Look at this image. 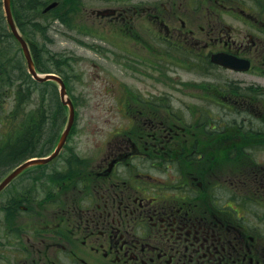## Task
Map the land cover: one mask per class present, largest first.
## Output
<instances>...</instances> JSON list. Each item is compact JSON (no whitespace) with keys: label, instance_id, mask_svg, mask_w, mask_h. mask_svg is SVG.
Instances as JSON below:
<instances>
[{"label":"flooded vegetation","instance_id":"af4514ba","mask_svg":"<svg viewBox=\"0 0 264 264\" xmlns=\"http://www.w3.org/2000/svg\"><path fill=\"white\" fill-rule=\"evenodd\" d=\"M98 5L127 62L142 65L163 41L188 76L174 67L162 79L149 60L140 91L112 83L105 138L77 150L75 119L58 154L2 187L0 264H264V0ZM232 58L238 67L220 61ZM20 99L27 112L0 114V184L52 153L67 123L57 99L43 113Z\"/></svg>","mask_w":264,"mask_h":264},{"label":"rangeland","instance_id":"374dc122","mask_svg":"<svg viewBox=\"0 0 264 264\" xmlns=\"http://www.w3.org/2000/svg\"><path fill=\"white\" fill-rule=\"evenodd\" d=\"M106 1L108 0H80L86 5L81 9L74 0H70L69 4L60 6L49 16L41 14L44 2L39 4L33 18L39 30L36 38L39 46L43 45L44 48L41 51L49 54L48 61L53 62L67 75L69 94L73 97L77 109L73 144L78 146L77 150L84 153L108 135L112 114L109 103L111 97L118 92L116 90L113 92V82L116 85L125 82L127 87L140 91L143 84L138 81L149 80L147 77V73L151 71L149 60L153 59H156L155 65L162 79H166L165 72L169 75L168 70H173L174 67L178 70V77L188 76V73H182L180 68L169 62L162 53L166 52L163 41L161 51L149 57L145 56L148 59L141 57L142 65L127 62L122 51L124 49L122 38L120 39L117 33L106 34L107 32L102 30L101 22L98 21L101 18H97L92 11L99 7L98 4ZM70 8H73L72 12H69ZM4 13L3 1L0 0V17H4ZM4 23L6 24V21ZM1 25L4 26L3 23ZM143 27L147 25L143 24L140 27L145 34L148 28ZM146 38L153 41L151 35ZM180 54L182 52L177 50L176 55ZM22 60L25 64V59ZM125 63H129L130 66ZM119 91L122 92V85ZM114 118L120 117L117 114ZM100 128H104L103 131H100Z\"/></svg>","mask_w":264,"mask_h":264},{"label":"trees","instance_id":"16d2710c","mask_svg":"<svg viewBox=\"0 0 264 264\" xmlns=\"http://www.w3.org/2000/svg\"><path fill=\"white\" fill-rule=\"evenodd\" d=\"M14 4H15V12H16V16L18 17V23L20 25V27L23 29L24 33L28 36V41L30 43L31 46V50L34 54L35 57V61L37 64V68L40 69L41 71H49L50 69H58L57 66H54L55 64L53 62H48V58L45 55L43 50V45L39 46V42L36 38L37 36V31H39L37 29V22H35L34 20L32 21L30 19V23L26 22V20H28L29 16L32 15L33 18L37 13V7L39 6L40 3H44L45 0H13ZM2 32L4 33L6 32V29L4 26L1 27ZM6 35L10 36L9 38V42L12 43V46L10 47L9 45H7V49L5 48V37L2 38L1 41V50L3 51L1 54V65H0V81H2V83H0V87L4 86L3 84H7L9 86H12L15 82H20L17 85V93H18V97L16 98V105L19 108L20 107V97L23 96V91L25 93V91L27 92V89L30 87L31 83H32V89H38L40 96L42 95H48L50 97H54L57 96V91L55 89L54 86H52V84H41L36 82L34 79L31 78L30 74L27 72L26 66L23 63V58L21 57V55L12 50L15 49L14 45V39L12 38V36L10 35V33L7 31ZM45 40V39H44ZM47 59H46V58ZM53 65V66H51ZM31 82V83H30ZM44 87H46V89H44ZM48 91V93H46ZM25 95V94H24ZM1 102V101H0ZM51 129V127L49 126H39L37 129H35V132L38 131V133L34 132V136L33 139L34 140H30L27 142V144H33L31 145L32 147H30L28 149L27 152H32L33 151V146L36 147V149H34V152L37 151L38 149V145L41 143V139L44 137L43 134V130H48ZM26 154V152H23L21 155ZM3 157H5L3 155Z\"/></svg>","mask_w":264,"mask_h":264},{"label":"water","instance_id":"95a60500","mask_svg":"<svg viewBox=\"0 0 264 264\" xmlns=\"http://www.w3.org/2000/svg\"><path fill=\"white\" fill-rule=\"evenodd\" d=\"M55 4H56L55 2L52 3L51 5L48 6V8L54 6ZM4 5H5L6 12H7V18H8V21L10 23V26L12 28V31L14 32V34L16 35V37L20 40V42L22 44L23 51H24V54H25L26 59H27L28 68L31 71V73L34 75V77L37 80L44 81V80H47V79H54V80H57L60 83V85H61V96H62L64 102L67 103L69 105L70 109H71L70 122H69V125H71V123L73 121V118H74V108H73V104H72V101L70 100V98H67L66 85H65L63 79L61 77H59V76H57L55 74H51V73H47L45 75H40L36 71L35 65H34V61H33V58H32L31 52H30V49H29L26 41L21 37V35L19 34V32L16 29V26H15V23H14V20H13V17H12V13H11V0H4ZM220 61L223 64H225V65H232L229 61L228 62L223 61V60H220ZM69 128H70V126L67 127L65 133L63 134L62 139H61V141H60V143H59V145L57 147V150L59 149V147H61L62 141H64V139L66 137V134L68 133ZM56 151L54 152V154L56 153ZM46 160H47V158H35V159L28 160L27 162H25L24 164L19 166V168H17L15 171H13L9 176H7L6 179L4 180V182H2L1 186L4 185V183H6L9 179H11L22 168H24V167H26V166H28L30 164H33V163L45 162Z\"/></svg>","mask_w":264,"mask_h":264}]
</instances>
